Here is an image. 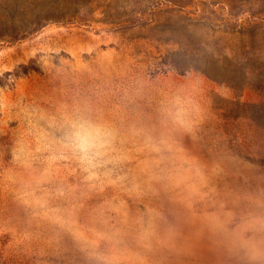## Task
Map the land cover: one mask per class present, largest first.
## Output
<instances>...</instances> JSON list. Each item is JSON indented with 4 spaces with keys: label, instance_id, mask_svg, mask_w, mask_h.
I'll use <instances>...</instances> for the list:
<instances>
[{
    "label": "rangeland",
    "instance_id": "rangeland-1",
    "mask_svg": "<svg viewBox=\"0 0 264 264\" xmlns=\"http://www.w3.org/2000/svg\"><path fill=\"white\" fill-rule=\"evenodd\" d=\"M0 264H264V0H0Z\"/></svg>",
    "mask_w": 264,
    "mask_h": 264
},
{
    "label": "clouds",
    "instance_id": "clouds-1",
    "mask_svg": "<svg viewBox=\"0 0 264 264\" xmlns=\"http://www.w3.org/2000/svg\"><path fill=\"white\" fill-rule=\"evenodd\" d=\"M111 133L101 125L90 121L74 124L68 133V143L81 161L92 165L106 153Z\"/></svg>",
    "mask_w": 264,
    "mask_h": 264
}]
</instances>
